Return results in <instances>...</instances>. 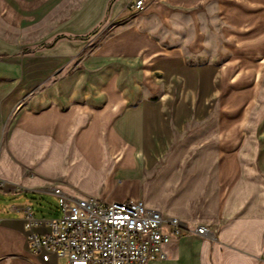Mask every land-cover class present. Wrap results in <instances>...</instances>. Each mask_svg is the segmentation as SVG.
<instances>
[{
    "label": "crops",
    "instance_id": "obj_1",
    "mask_svg": "<svg viewBox=\"0 0 264 264\" xmlns=\"http://www.w3.org/2000/svg\"><path fill=\"white\" fill-rule=\"evenodd\" d=\"M134 1L0 0V264L61 263L53 188L180 221L148 264H264V0Z\"/></svg>",
    "mask_w": 264,
    "mask_h": 264
},
{
    "label": "built area",
    "instance_id": "obj_2",
    "mask_svg": "<svg viewBox=\"0 0 264 264\" xmlns=\"http://www.w3.org/2000/svg\"><path fill=\"white\" fill-rule=\"evenodd\" d=\"M148 1L135 0L130 9L141 12ZM51 193L59 197L58 219L41 221L31 208L25 209L31 251L45 263L54 255L65 258L67 264H148L164 259L165 247L185 228L177 219L166 221L143 202L108 203L94 198L74 201L59 188L51 189ZM42 224L49 226L50 234L33 232ZM195 232L202 237L210 235L204 226Z\"/></svg>",
    "mask_w": 264,
    "mask_h": 264
},
{
    "label": "rangeland",
    "instance_id": "obj_3",
    "mask_svg": "<svg viewBox=\"0 0 264 264\" xmlns=\"http://www.w3.org/2000/svg\"><path fill=\"white\" fill-rule=\"evenodd\" d=\"M152 1V0H151ZM205 15H210V16H212V14H205ZM209 16V17H210ZM209 17H204L203 18V20H208V22L210 21V18ZM213 24H211V22H209V23H207V21L205 22L204 21V23H202V28L203 29H205L206 30V32L207 31H211V26H212ZM207 27H209L208 29H207ZM226 57H227V55L226 54H221L219 57H216L215 59H214V61H218V62H220V61H222V60H225L226 59ZM207 62H210V58H208V57H200L199 59H196V60H194V63H197V64H203V63H207ZM0 185H2V183L0 182ZM60 264H67V261H66V259H63L62 261H61V263Z\"/></svg>",
    "mask_w": 264,
    "mask_h": 264
}]
</instances>
